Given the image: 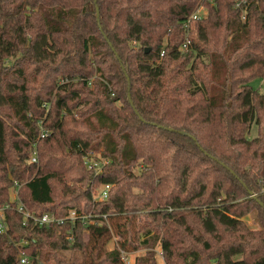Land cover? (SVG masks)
<instances>
[{"label": "trees", "instance_id": "trees-1", "mask_svg": "<svg viewBox=\"0 0 264 264\" xmlns=\"http://www.w3.org/2000/svg\"><path fill=\"white\" fill-rule=\"evenodd\" d=\"M255 79L264 0H0V264H96L105 215L110 264H264Z\"/></svg>", "mask_w": 264, "mask_h": 264}, {"label": "rangeland", "instance_id": "rangeland-1", "mask_svg": "<svg viewBox=\"0 0 264 264\" xmlns=\"http://www.w3.org/2000/svg\"><path fill=\"white\" fill-rule=\"evenodd\" d=\"M198 16L203 17V16H207L208 14V9H206L205 7H202L201 9L198 10L197 12ZM251 85L253 88L259 90L261 93H264V79H255L251 82ZM257 135V131H256V127L253 126L251 129V133H250V138L255 137ZM109 163V161L104 160L99 154H91V157L87 160V165H92L95 166L97 168V170L100 169L102 170L101 166H105ZM93 196L95 198L96 202H101V188L97 189V190H93ZM12 198H15V192H12ZM3 206H0V208ZM1 214V211H0ZM91 216V215H90ZM104 217V216H102ZM98 218V217H96ZM96 218H90L91 221L90 223H100L101 225H106L108 226V228L110 229V232L105 235L99 243H97V249L95 252V255L97 257V261L96 264H110L105 260V256L107 252H110L111 250L114 249V247L119 244V242L121 240H123V238L120 236L119 234V226L122 225L125 222V217L124 215H119L113 218H108L106 215L103 218V220H96ZM243 220L245 221V223L248 225L249 228L255 230L258 229V224L255 222L254 216L251 215H247L243 218ZM0 222H1V217H0ZM139 224V220L133 222L132 225V230L133 232L136 231L137 226ZM84 240L89 242L91 247H94L95 245V241L93 240V238H91V234L89 232H85L84 234ZM159 250V249H157ZM144 251H138V252H133V251H127L124 253V260H122L120 262V264H134L135 261V257L139 254H141ZM66 254L70 255L71 251L66 252ZM123 258V257H122ZM84 259L86 264H90V258L88 254L84 255ZM160 260L159 264H163L162 260Z\"/></svg>", "mask_w": 264, "mask_h": 264}, {"label": "built area", "instance_id": "built-area-1", "mask_svg": "<svg viewBox=\"0 0 264 264\" xmlns=\"http://www.w3.org/2000/svg\"><path fill=\"white\" fill-rule=\"evenodd\" d=\"M198 17H199L198 14H195V15H193L191 17V19L194 20V19H197ZM189 44H190V40L189 39H186V42L183 44L182 49L188 47ZM33 161H36V159L33 158ZM109 190H110V186L109 185H106L105 188H104V191L101 192V197H100L101 200H105L108 197V191ZM3 208L4 207H1L0 208V211H1V214H0V217H1L0 234L5 231V226H4V223H3V220H4ZM19 210H20V212H22L24 214V217L25 218H32V219H34L35 222H39L41 224H45V225L47 224L48 225V224H51L52 222L57 221V219H55V217L53 215H49V214H46V215H44L41 218H35L28 211L24 210L23 206L22 207L20 206V209ZM68 217H69V219L73 220V219L77 218V214L75 212H71ZM62 221L63 220H59V222H62ZM123 255H124V253H122V257H123L122 260L126 261L124 259V256ZM22 263H26V259L25 258L22 259Z\"/></svg>", "mask_w": 264, "mask_h": 264}, {"label": "water", "instance_id": "water-1", "mask_svg": "<svg viewBox=\"0 0 264 264\" xmlns=\"http://www.w3.org/2000/svg\"><path fill=\"white\" fill-rule=\"evenodd\" d=\"M98 18H99V11H98ZM147 51H149L148 49H147ZM254 198H256L254 195H252Z\"/></svg>", "mask_w": 264, "mask_h": 264}]
</instances>
